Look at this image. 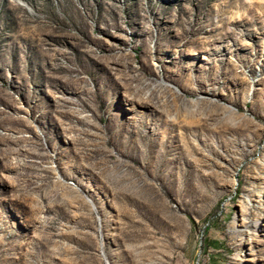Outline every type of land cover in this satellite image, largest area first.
Returning <instances> with one entry per match:
<instances>
[{
	"label": "rangeland",
	"instance_id": "rangeland-1",
	"mask_svg": "<svg viewBox=\"0 0 264 264\" xmlns=\"http://www.w3.org/2000/svg\"><path fill=\"white\" fill-rule=\"evenodd\" d=\"M0 264H264V0H0Z\"/></svg>",
	"mask_w": 264,
	"mask_h": 264
}]
</instances>
